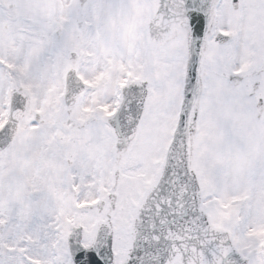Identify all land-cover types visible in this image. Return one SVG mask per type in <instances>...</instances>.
Listing matches in <instances>:
<instances>
[{
  "label": "snow or ice",
  "instance_id": "6c2138e0",
  "mask_svg": "<svg viewBox=\"0 0 264 264\" xmlns=\"http://www.w3.org/2000/svg\"><path fill=\"white\" fill-rule=\"evenodd\" d=\"M0 264H264V0H0Z\"/></svg>",
  "mask_w": 264,
  "mask_h": 264
}]
</instances>
